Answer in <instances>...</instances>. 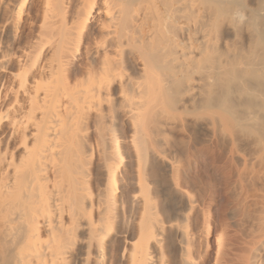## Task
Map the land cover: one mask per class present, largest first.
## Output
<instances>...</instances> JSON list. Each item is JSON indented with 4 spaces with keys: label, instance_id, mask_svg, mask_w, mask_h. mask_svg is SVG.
I'll return each mask as SVG.
<instances>
[{
    "label": "bare ground",
    "instance_id": "1",
    "mask_svg": "<svg viewBox=\"0 0 264 264\" xmlns=\"http://www.w3.org/2000/svg\"><path fill=\"white\" fill-rule=\"evenodd\" d=\"M0 32V264H264V0H0ZM190 132L228 147L218 226Z\"/></svg>",
    "mask_w": 264,
    "mask_h": 264
},
{
    "label": "rangeland",
    "instance_id": "2",
    "mask_svg": "<svg viewBox=\"0 0 264 264\" xmlns=\"http://www.w3.org/2000/svg\"><path fill=\"white\" fill-rule=\"evenodd\" d=\"M1 35L2 34L0 32V40H1L0 42H2V44H4V46H5V44L7 42L6 43H3V41H6V40ZM7 46H8V43H7ZM117 126H118L117 127L118 128L117 133H118L120 142L122 144L121 146H122V148H123L124 151L126 149L128 150V148H129V138H130V134H131V130L129 128V125L128 124H125L124 126H122V125H118L117 124ZM186 135H185L186 137H184V138H186L190 142L189 146L190 145L191 146H190V149H188V154L186 155V153H183L182 154L183 156L181 155V158H180V166H181L182 171H183V176H182V179H181V181H182L181 182L182 183L181 185L183 186V188L185 190H187V192H189L190 196L191 197L193 196L194 199H196L200 204L203 203V201L205 199H207L208 195L212 192L210 194V196L213 195L214 197L212 196V198H214V199H212L213 201L211 202V213H212V215H211L212 216L211 217V223H212V226L213 227H214V225L215 226H218L219 225L217 223L218 222L217 221L218 220V216H220L221 214L222 215L225 214L226 210L228 211L230 209V207L233 206L234 203H235V199L230 194V191L229 192L226 191L228 188L229 189L231 188V185L229 187V184H227L228 183L227 181H226L227 183H224V180H226V179H225V175H224V172H223V170H224L223 169V164H224V166L226 165V162H224V161H226L227 158L229 157V152H228V149H227L228 147H226V145L222 141L215 140V139L214 140L213 139L211 140V138H208V137L204 136L203 134H191V132H190V133H188ZM173 136L174 137H171V138H176V137L177 138H181V136L178 135V134H173ZM192 139H194V140H192ZM195 140H196V142H195ZM198 141H200V142H198ZM202 143H203L204 146L201 145ZM192 144H195V147ZM223 146H225V147H223ZM191 151H193V152H191ZM224 152H225V154H224ZM192 153H193V155H192ZM212 153H214V157H212V155H213ZM184 155H186V156H184ZM188 155H190V156H188ZM215 155H217V157ZM212 158H214V159L212 160ZM128 163L129 162L127 160V162H126V166L128 165L127 168L129 167V164ZM214 167L216 169H214ZM217 168H218V170H217ZM124 169L126 170V167ZM221 169H223V170H221ZM215 170H216V172H215ZM129 171H130V169H129ZM221 174H222V176H221ZM221 177H223V178H221ZM202 180H203V182H202ZM209 180H211V183H209L210 182ZM216 180L219 181L220 183L219 182H215ZM125 184H126V182H125ZM201 184H203V185H201ZM207 184H208V186H207ZM206 187L208 188V190L206 189ZM204 189H205V192L203 191ZM211 189L214 192H216V193H214ZM209 190H211V191H209ZM223 190H224V192L226 194L223 192ZM207 191H209V192H207ZM206 193H207V196H206ZM223 194H224V196H223ZM227 194L228 195L230 194L232 197L231 196H228ZM224 199H226V200H224ZM224 202H226V203H224ZM199 208H201V207H199ZM199 208H198L197 213L194 215V217L191 218V220L189 222L190 223L189 224V230H192L195 233H198L202 229V224H203L202 223L203 221H202V218H201V214H199L200 213L199 212L200 211ZM220 209H221V211H224V212H221ZM218 212H220L221 214L219 215ZM214 243H215V239H214V237H212L211 240H210V246L212 247V249H216L214 247L215 246Z\"/></svg>",
    "mask_w": 264,
    "mask_h": 264
}]
</instances>
